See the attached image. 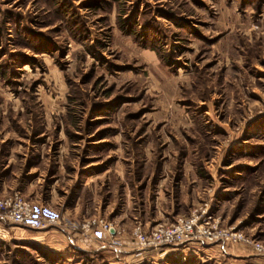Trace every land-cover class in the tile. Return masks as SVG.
I'll use <instances>...</instances> for the list:
<instances>
[{
	"label": "rangeland",
	"instance_id": "1",
	"mask_svg": "<svg viewBox=\"0 0 264 264\" xmlns=\"http://www.w3.org/2000/svg\"><path fill=\"white\" fill-rule=\"evenodd\" d=\"M16 194L61 226L0 220V264H264L132 234L204 214L264 246V0H0V199Z\"/></svg>",
	"mask_w": 264,
	"mask_h": 264
},
{
	"label": "built area",
	"instance_id": "2",
	"mask_svg": "<svg viewBox=\"0 0 264 264\" xmlns=\"http://www.w3.org/2000/svg\"><path fill=\"white\" fill-rule=\"evenodd\" d=\"M0 220H6L31 230L61 226V221L57 216H50L42 211L35 210L32 203L26 201L20 194L0 199ZM63 227L75 231L79 229L80 225L66 223ZM81 227L85 233L94 227L100 228L110 237H114L115 240L112 244L117 249L122 244L118 240V234H116L120 232L102 220L93 219ZM132 234L137 246L144 249L156 250L164 246H180L191 242L207 244L220 242L224 247L245 244L251 245L258 253L264 252V246L261 243L245 238L237 232L221 228L218 223L212 221L210 216L204 214L189 217L181 216L174 222L152 227L150 230H145L139 225L134 228Z\"/></svg>",
	"mask_w": 264,
	"mask_h": 264
},
{
	"label": "crops",
	"instance_id": "3",
	"mask_svg": "<svg viewBox=\"0 0 264 264\" xmlns=\"http://www.w3.org/2000/svg\"><path fill=\"white\" fill-rule=\"evenodd\" d=\"M114 250H116L115 252H117V249L113 246Z\"/></svg>",
	"mask_w": 264,
	"mask_h": 264
}]
</instances>
